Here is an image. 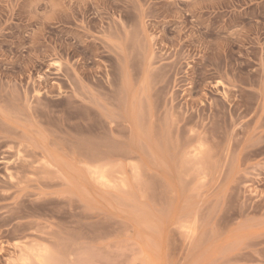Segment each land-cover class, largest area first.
Returning <instances> with one entry per match:
<instances>
[{
  "label": "rangeland",
  "instance_id": "1",
  "mask_svg": "<svg viewBox=\"0 0 264 264\" xmlns=\"http://www.w3.org/2000/svg\"><path fill=\"white\" fill-rule=\"evenodd\" d=\"M0 264H264V0H0Z\"/></svg>",
  "mask_w": 264,
  "mask_h": 264
}]
</instances>
